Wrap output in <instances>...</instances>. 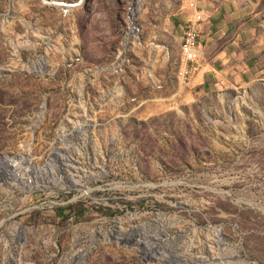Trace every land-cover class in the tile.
Listing matches in <instances>:
<instances>
[{
  "label": "rangeland",
  "instance_id": "rangeland-1",
  "mask_svg": "<svg viewBox=\"0 0 264 264\" xmlns=\"http://www.w3.org/2000/svg\"><path fill=\"white\" fill-rule=\"evenodd\" d=\"M185 2L0 0V264H264V71L188 86Z\"/></svg>",
  "mask_w": 264,
  "mask_h": 264
},
{
  "label": "crops",
  "instance_id": "crops-1",
  "mask_svg": "<svg viewBox=\"0 0 264 264\" xmlns=\"http://www.w3.org/2000/svg\"><path fill=\"white\" fill-rule=\"evenodd\" d=\"M199 7L200 53L188 86L263 80L264 0H199Z\"/></svg>",
  "mask_w": 264,
  "mask_h": 264
},
{
  "label": "built area",
  "instance_id": "built-area-1",
  "mask_svg": "<svg viewBox=\"0 0 264 264\" xmlns=\"http://www.w3.org/2000/svg\"><path fill=\"white\" fill-rule=\"evenodd\" d=\"M188 14L184 19L180 39L184 48L183 75L184 79L189 75L193 62L200 53L198 41V25L204 19V13L199 7V0H186L185 6Z\"/></svg>",
  "mask_w": 264,
  "mask_h": 264
},
{
  "label": "bare ground",
  "instance_id": "bare-ground-1",
  "mask_svg": "<svg viewBox=\"0 0 264 264\" xmlns=\"http://www.w3.org/2000/svg\"><path fill=\"white\" fill-rule=\"evenodd\" d=\"M136 12V8L134 7V8H131V10H130V19H129V22H130V29H129V31H128V33L130 34V33H132V32H134V21H133V19H132V17H133V15H134V13ZM155 240L153 239V241H152V243L154 242ZM142 242V241H141ZM143 244H144V249H146V248H151L152 246H154V245H150V244H148V243H145V241H143ZM146 244H148V245H146ZM147 250V249H146ZM152 250V249H151ZM158 250V249H157ZM153 251V250H152Z\"/></svg>",
  "mask_w": 264,
  "mask_h": 264
},
{
  "label": "trees",
  "instance_id": "trees-1",
  "mask_svg": "<svg viewBox=\"0 0 264 264\" xmlns=\"http://www.w3.org/2000/svg\"><path fill=\"white\" fill-rule=\"evenodd\" d=\"M71 206H72L71 203H66L64 206L60 205V206H58V207L56 208L57 213H60L64 208L67 207V209H68V208H70Z\"/></svg>",
  "mask_w": 264,
  "mask_h": 264
}]
</instances>
